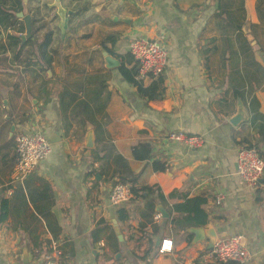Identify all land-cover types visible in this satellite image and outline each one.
<instances>
[{"label":"crops","instance_id":"crops-1","mask_svg":"<svg viewBox=\"0 0 264 264\" xmlns=\"http://www.w3.org/2000/svg\"><path fill=\"white\" fill-rule=\"evenodd\" d=\"M25 1L19 12L32 32L18 57L7 46L8 36L24 34L18 12L0 30V264H39L53 251L62 264H213L206 233L243 235L253 263L264 264V178L248 188L236 167L244 146L264 161V0H63L72 12L63 33L50 0ZM48 32L43 57L38 44ZM136 37L167 49L160 101L146 102L119 72L130 68ZM103 53L118 65L107 68ZM238 102L246 122L234 127ZM34 130L51 152L15 181V136ZM170 132L201 136L203 145L170 142ZM143 142L151 160L135 161L132 148ZM120 158L134 185L151 189L115 207L108 195ZM153 161L166 170L153 172ZM195 197L206 199L207 222L183 232L173 221L185 215L174 206ZM190 228L203 229V239ZM165 239L172 252L160 255ZM148 241L157 253L141 260Z\"/></svg>","mask_w":264,"mask_h":264},{"label":"built area","instance_id":"built-area-1","mask_svg":"<svg viewBox=\"0 0 264 264\" xmlns=\"http://www.w3.org/2000/svg\"><path fill=\"white\" fill-rule=\"evenodd\" d=\"M128 49L137 67L135 78L141 84L145 81L151 82L165 71L167 49L161 40L136 37L129 42ZM166 137L170 142L181 144L192 150H197L203 145V138L198 135L170 132ZM14 141L16 154L14 176L15 181L21 182L49 156L51 145L47 137L39 130L17 134ZM236 167L237 174L246 187L255 189L262 186L264 161L254 148H241L238 151ZM130 198V186L117 182L110 188L108 203L117 207L128 202ZM221 200V196L216 197V204H219ZM154 218L158 220L160 215L157 214ZM172 248L170 239L162 240L158 253L169 254ZM205 257L213 264H254L245 238L241 234L217 239ZM39 264H59L55 251L42 255Z\"/></svg>","mask_w":264,"mask_h":264},{"label":"trees","instance_id":"trees-1","mask_svg":"<svg viewBox=\"0 0 264 264\" xmlns=\"http://www.w3.org/2000/svg\"><path fill=\"white\" fill-rule=\"evenodd\" d=\"M21 2L22 0H0V30H6L10 26H12L13 23L16 22L14 14L21 11L22 8ZM257 10H258V6H257ZM19 30L23 32L24 29L22 25L19 27ZM51 35L52 33L48 32L44 36L42 41L38 44V49L43 57L45 55L46 48L49 46L51 42V37H52ZM7 40H8L7 46L10 48L12 52H15L14 54L15 57H18L20 55L21 49L30 43L29 41L27 42V44L20 47L19 46L20 41L18 37L8 36ZM0 48L4 49L3 46H0ZM127 63L128 66H130V68L124 66V64H121L119 67V72L121 73L123 79L127 83L132 84L136 88L137 94L141 98H143L146 102L162 100L164 95L163 76L160 75L152 79L151 83L148 86H143L135 78L137 67L134 60L132 59V62L128 61ZM244 148L249 149L253 147L249 145V146H244ZM257 153L260 156V153L258 151ZM131 155L133 160L135 161H149L151 160V145L148 142L138 143L136 146L132 148ZM119 167L121 168V171L117 172L115 175L118 176V182L123 184H128L130 186L131 196L142 197L144 194H146L148 197L151 188L147 186H142L140 188H137L134 185L135 179H130L128 176V172H127L128 169L126 162L121 158L119 159ZM152 170L153 172H163L166 170V168L160 162L153 161ZM157 196L159 199L162 198V195L160 193H158ZM172 196H174V193L173 194L171 193L170 197ZM205 204H206V199L202 197H195L185 200L183 204L174 206L177 212H183L185 215L173 221L175 228H179L181 231L185 232L186 229L189 227L205 225L207 222V215L203 210V206ZM3 206H4V202H3ZM147 209L150 210V214L154 212V208H152V206L151 208H147ZM2 212L3 214L0 216V223L3 221V217L5 215V212L4 211ZM117 218L120 222L127 220V217L121 215L120 212ZM190 236L191 235H186V238L189 239ZM208 252L209 250H206L204 253H208ZM144 253H145L144 256L139 259L145 260L150 254L154 255L155 253H157V250L154 251V248L150 247V241L147 242L146 250L144 251ZM59 264H62L60 260H59ZM227 264H233V263H227Z\"/></svg>","mask_w":264,"mask_h":264},{"label":"water","instance_id":"water-1","mask_svg":"<svg viewBox=\"0 0 264 264\" xmlns=\"http://www.w3.org/2000/svg\"><path fill=\"white\" fill-rule=\"evenodd\" d=\"M50 1H51V3L47 4V7L49 9H55V15L59 19V29L63 33L64 28H65L66 17L71 15L72 12L70 10H67L63 6V0H50ZM22 4H23L24 11H26L25 10L26 1L23 0ZM16 17L19 18L20 20H22V22L24 24V34L19 36L20 45H23L27 40L31 39L32 28H31L30 16L27 13L18 12L16 14ZM103 55L105 57V62H106L107 68H113V67L118 65V62L116 60H114L113 58L108 57L106 55V53H103ZM228 121L234 127H237L241 123L246 122V114H245V111L243 109V105L241 104V102H238V104H237L236 114L233 117L228 118ZM50 143H51V141H50ZM92 146H93L92 136H91V133H89L87 135V142H86V148L88 149L86 152V156L90 154L89 150H91ZM97 178H98V176H97ZM114 225L116 226V222L114 223ZM115 230H116V234H117L118 239L121 241L122 238H121L119 231L117 230V228H115ZM188 232L195 236L196 241L203 239L204 230L201 228H190V229H188ZM206 234L211 240V244L209 246V250H210L212 248L213 244L216 242L217 238L214 235V233H206ZM117 257H118V255H117Z\"/></svg>","mask_w":264,"mask_h":264},{"label":"flooded vegetation","instance_id":"flooded-vegetation-1","mask_svg":"<svg viewBox=\"0 0 264 264\" xmlns=\"http://www.w3.org/2000/svg\"><path fill=\"white\" fill-rule=\"evenodd\" d=\"M0 35H1V32H0ZM1 37V36H0ZM0 41H1V38H0Z\"/></svg>","mask_w":264,"mask_h":264}]
</instances>
